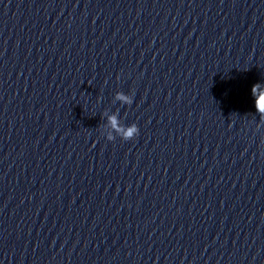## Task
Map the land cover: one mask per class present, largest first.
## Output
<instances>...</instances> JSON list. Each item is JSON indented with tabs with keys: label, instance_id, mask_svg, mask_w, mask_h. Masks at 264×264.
<instances>
[{
	"label": "clouds",
	"instance_id": "clouds-1",
	"mask_svg": "<svg viewBox=\"0 0 264 264\" xmlns=\"http://www.w3.org/2000/svg\"><path fill=\"white\" fill-rule=\"evenodd\" d=\"M251 94L255 97V109L260 114L261 119H264V89L261 88L259 83H256L251 88ZM117 99L124 103H131V98L124 94H118ZM110 123L114 128H119L117 118L112 116L109 118ZM139 134V128L136 124L129 126L123 130V138L126 141L133 140Z\"/></svg>",
	"mask_w": 264,
	"mask_h": 264
}]
</instances>
